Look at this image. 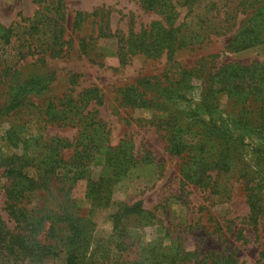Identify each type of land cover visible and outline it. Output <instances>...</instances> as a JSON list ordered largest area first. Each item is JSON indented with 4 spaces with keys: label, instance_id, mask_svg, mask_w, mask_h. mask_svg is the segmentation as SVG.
Segmentation results:
<instances>
[{
    "label": "rangeland",
    "instance_id": "rangeland-1",
    "mask_svg": "<svg viewBox=\"0 0 264 264\" xmlns=\"http://www.w3.org/2000/svg\"><path fill=\"white\" fill-rule=\"evenodd\" d=\"M60 1L65 12V30L63 43L55 48L61 51L54 55L50 51L35 55L28 51V42L23 39L27 21L22 20L34 15L41 0H0V23L4 26L14 24L18 32L11 43L0 41V107L9 103L13 86L32 79L37 82L24 106L0 116V147L5 154L15 151L7 135L11 126L18 127L22 138L29 140L28 151L35 150L36 139L41 142L43 138L57 137L77 141L83 131L81 126L68 120H49L45 112L51 101L58 103L70 96L78 98L85 90L96 88L99 99H94L87 109L93 113L95 121L106 125L110 144L131 140L135 151L145 147L154 156L152 163L139 164L117 185L114 197L128 203L142 200L144 207L155 213L158 223L151 225L146 224V220L127 218L116 228L111 209L93 211L87 178L70 184L56 177L47 179L40 176L38 188L26 192L19 206H24L31 215L38 217L66 213L82 217L91 238L87 255L98 245L111 247L126 228L131 232L128 242L133 243V249L160 238L175 248L181 244L186 251L199 254L224 251L233 253L239 264H264V258L260 256L264 250V217L258 224V231L248 221L250 207L246 179H242L237 170L219 176L213 170L212 185L200 187L182 175L183 163L195 154L193 146L201 139H207L210 129L206 128L208 124L205 122L214 119L218 124L215 116H221L228 119V126L232 129L229 132H233L234 137L244 134L240 129V119L233 116L239 114L233 98L219 95L214 102V112L202 110L198 104L206 77L220 65L264 63V31L256 32L259 41L246 48L238 49L233 42L257 13H261V23H264V0L256 7L245 8L232 1L225 4V0H199L194 6L195 13L209 11L214 21L225 27L224 31L173 52L176 68L194 69L198 75L189 85H183L178 84L170 72L175 83L173 88H178L176 91L183 98L177 97L176 92L171 96H161L149 108H134L125 104L122 91L136 86L138 80L145 76L151 79L162 77L164 80L169 66L168 54L165 52L159 57H150L138 53L121 64L116 54L117 37L99 36V28L108 24L111 33H126L131 24L138 30L152 21L161 20L162 15L157 10L144 8L141 0ZM179 9V19L182 20L188 9L187 6H180ZM78 12L87 16L80 27H75ZM19 22L24 28L17 26ZM90 37L93 39L89 40ZM238 37L241 39L240 35ZM83 39L88 42L86 51L81 48ZM170 83L168 81L167 84ZM147 92V97H151L152 91ZM207 113H214V117ZM174 125L180 128L184 143L185 149L180 155L172 154L168 149V133ZM263 135L257 132L245 134L241 147L243 160L250 163L255 171L253 184L262 195ZM207 144L211 143L207 141ZM22 146L21 143L20 148ZM63 152L65 157H69L73 149ZM101 170V165L94 167L92 177H98ZM10 182L0 167V213L11 229H20L7 200L6 189ZM50 220L46 218L45 228L49 227ZM20 224L23 225L22 222ZM65 224L62 222V225ZM240 230L244 233L242 239L237 237ZM39 237L44 242L49 241L46 229ZM122 255L121 261L136 259V253L129 248ZM22 258V255H6L0 250V264H27V259L24 262ZM66 258V252H61L58 256L46 258L43 264H66Z\"/></svg>",
    "mask_w": 264,
    "mask_h": 264
},
{
    "label": "trees",
    "instance_id": "trees-1",
    "mask_svg": "<svg viewBox=\"0 0 264 264\" xmlns=\"http://www.w3.org/2000/svg\"><path fill=\"white\" fill-rule=\"evenodd\" d=\"M141 1L144 8L157 10L162 15V19L152 21L138 30L135 29L134 24H131L126 33L117 31L113 34L108 30V24L102 25L99 28V36L115 35L117 37L116 54L121 64L127 63L131 56L138 53L150 57H159L165 52L168 54L169 66L164 80L162 77L151 79L145 76L138 80L136 86L126 87L122 91L125 104L134 108H149L161 96H171L176 92L177 97L183 98L176 91L178 88H173L174 80L178 84L189 85L198 75L194 69L176 68V62L172 59L173 52L177 48L202 42L212 34L224 31L222 29L225 27L219 26L209 11L195 13L194 6L199 0ZM230 1L238 3L242 8L256 7L263 2V0H225L224 3L228 4ZM180 6H187L188 9L186 17L182 20L179 19ZM86 16L78 12L74 22L75 27H80ZM260 18L261 13H257L239 34L241 39L239 35L233 39L235 47L246 48L254 41H259L256 32L264 31L262 29L264 23H261ZM64 20L65 12L60 0L58 2L41 0L40 7L34 15L22 20L27 21L25 26L27 30L24 29L26 35L22 37L28 42V51L35 55L48 53V51L54 55L61 51L55 47L63 43ZM17 26L24 28L21 22L17 23ZM17 33L14 24L4 26L0 23L2 43H11ZM88 39L92 40L93 37ZM87 47V39H83L81 48L86 51ZM170 72L173 73L174 80ZM34 80L12 87L10 101L0 107V116L21 108L27 103L28 94L33 91V85L37 83ZM168 81L171 82L170 85L167 84ZM205 82L206 85L201 93L202 99L198 104L200 109L214 112L216 110L214 102L218 100L219 95L226 94L229 98H233L236 104L239 114L238 116L233 114V116L235 119H240L239 125L240 129H243V136L252 132L264 134V63L255 62L248 65L224 63L210 73ZM148 90L152 91L151 97H147ZM94 99H99L98 91L96 88H89L78 98L70 96L64 100L60 99L58 103L51 101L47 107L45 113L49 120H68L69 123L81 126L82 134L75 142L57 137L43 138L41 142L36 139L38 149L28 151L29 140L22 138L18 127L11 126L8 129V140L15 151L5 154L0 147V167L11 180L6 189L7 200L10 212L20 229H11L0 213V250L6 255H22V260L27 259V264H43L46 258L58 256L61 252L67 254L66 264H180L184 262L239 264L233 253L212 251L199 254L196 251H186L181 244L175 248L174 245L166 244L164 239L160 238L147 242L145 245H137L133 249V243L128 242L131 232L126 228H123L111 247L98 245L90 255H87L91 238L88 236L89 231L87 225L83 224L82 217L74 213L38 217L31 215L24 206H19L26 192L38 188L40 176L47 179L56 177L61 182L68 181L70 184L87 178L89 180L88 197L93 211L98 208L111 209L116 228L127 218L146 220V224L151 225L158 223L155 213L145 208L142 200L128 203L114 197L117 185L136 166L153 162L152 152L145 147L135 151L131 140H123L117 145L110 144L109 130L106 125L95 121L93 113L87 109ZM210 115L214 117V113ZM215 119L218 124L214 119L205 122L208 124L206 128L210 129L207 139H201L193 146L195 154L183 163L182 175L190 183L209 187L212 185L213 178L211 171L216 170V176H219L222 173L237 170L240 177L246 179L247 202L250 207L248 221L258 231V224L264 217V195L257 192L253 184L254 169L250 163L243 160L241 147L244 137L240 134L234 137L233 132H229L232 129L228 126V119L221 116H215ZM180 134V128L175 125L168 133V149L175 155H180L185 149ZM207 141L211 144H207ZM21 143L23 150L22 147L20 148ZM68 148L73 149V154L65 157L63 151ZM140 153L141 156H139ZM97 165H101L102 170L98 177L93 178L92 171ZM262 179L264 180V176ZM46 218L51 219L48 228H45ZM62 222L66 224L62 225ZM44 229L47 232L46 239L49 240L46 242L39 237ZM237 237L239 239L244 237L242 230L238 231ZM128 248L129 251L136 253V259L121 261L122 253ZM112 252L119 255L112 256ZM260 256L264 258V250Z\"/></svg>",
    "mask_w": 264,
    "mask_h": 264
}]
</instances>
